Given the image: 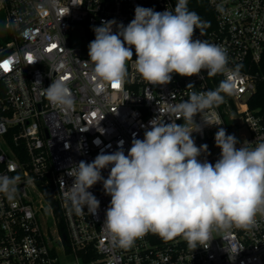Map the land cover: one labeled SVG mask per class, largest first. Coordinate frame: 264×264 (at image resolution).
Returning <instances> with one entry per match:
<instances>
[{"label": "built area", "instance_id": "1", "mask_svg": "<svg viewBox=\"0 0 264 264\" xmlns=\"http://www.w3.org/2000/svg\"><path fill=\"white\" fill-rule=\"evenodd\" d=\"M208 1L214 20L211 26L202 20L194 39L222 46L228 68L240 66L239 71L173 74L171 83L153 86L129 61L125 84L112 88L97 81L93 65L83 62L89 56L71 40L76 27L83 28L84 40L90 43L95 39L93 28L102 21L126 26L137 6L162 12L174 9L173 0H0L1 29L7 39L4 47L0 45V175L19 177L12 198L0 193V264H264L260 215L250 230L214 229L207 248L192 249L182 237L166 240L148 232L124 249L102 227L111 200L102 183L89 189L100 201L94 215L86 207L83 214L69 211L65 193L74 181L68 175L74 164L92 162L101 151H116L120 141L127 154L134 134L143 139L150 120H176L180 114L175 105L192 92L215 90L228 76L234 93L194 117L201 128L192 133L195 143L208 145V154L199 159L214 164L219 158V127L226 134L247 128L237 148L244 142L252 148L264 140V103L250 104L264 82V0ZM65 77L75 100L70 110L50 104L44 91L53 80ZM189 83L195 87H187ZM109 171L102 170V175L107 178Z\"/></svg>", "mask_w": 264, "mask_h": 264}, {"label": "clouds", "instance_id": "2", "mask_svg": "<svg viewBox=\"0 0 264 264\" xmlns=\"http://www.w3.org/2000/svg\"><path fill=\"white\" fill-rule=\"evenodd\" d=\"M187 5L188 0H177L173 10L162 12L137 6L134 19L126 26L115 20L102 21L93 28L89 60L83 62L93 65L97 81L112 88L125 84L129 61L153 86L171 83L173 74L192 77L206 71L215 76L239 71L240 66L228 68L229 57L222 46L194 39L205 22ZM187 87L195 86L189 83ZM44 91L50 104L65 110L74 107L66 79L53 80ZM234 91V81L228 76L215 90L192 92L188 100L174 106L180 114L177 119L185 123L177 124V119L166 123L157 117L149 121L143 139L134 134L127 154L120 141L116 151H101L92 162L74 164L68 172L74 178L72 186L65 190L60 181L69 211L83 214L86 207L87 213L96 214L100 201L89 189L102 183L105 195L111 197L102 227L113 243L124 249L148 232L166 240L182 237L196 249L197 245L208 247L214 229L254 228L257 215L264 217V140L252 148L245 142L237 148L235 135L219 127L215 145L220 155L213 164L199 159L208 154V145L197 146L192 136L201 131L194 117L218 107ZM104 169H110L107 178L102 175ZM18 180L0 175V193L12 198Z\"/></svg>", "mask_w": 264, "mask_h": 264}, {"label": "trees", "instance_id": "3", "mask_svg": "<svg viewBox=\"0 0 264 264\" xmlns=\"http://www.w3.org/2000/svg\"><path fill=\"white\" fill-rule=\"evenodd\" d=\"M174 6L177 3V0H173ZM188 9L190 11L196 12L201 20H207L209 25L211 26V22L214 20V12L211 8L208 0H188ZM3 20V15H0V26L1 21ZM133 53L135 55V50L133 49ZM133 55V56H134ZM262 64L264 65V57L262 60ZM264 103V82L259 85V90L255 98L251 101V107H257Z\"/></svg>", "mask_w": 264, "mask_h": 264}, {"label": "rangeland", "instance_id": "4", "mask_svg": "<svg viewBox=\"0 0 264 264\" xmlns=\"http://www.w3.org/2000/svg\"><path fill=\"white\" fill-rule=\"evenodd\" d=\"M4 32H5V30H4ZM4 32L0 26V45H2L3 47L5 46V43L7 41V39L4 38ZM71 40H72L73 45L79 46L81 48L82 52L84 54L88 55L89 43H87L86 40H84L83 28L81 26L76 27L75 34L71 37ZM247 133H248V130L245 127L237 129L236 132H233V134L235 135V137L237 139H243L244 135H247ZM48 224L51 225L52 229H54L55 226L53 224L51 217H49Z\"/></svg>", "mask_w": 264, "mask_h": 264}, {"label": "snow or ice", "instance_id": "5", "mask_svg": "<svg viewBox=\"0 0 264 264\" xmlns=\"http://www.w3.org/2000/svg\"><path fill=\"white\" fill-rule=\"evenodd\" d=\"M52 47L55 48L56 46H55V45H52ZM49 50H51V49H49ZM28 59H29V61H31L32 57L29 56ZM3 67L7 70L10 66H9L8 63H5V64H3ZM66 78H67V77H65V79H66ZM113 87H114V88H118L119 85H113Z\"/></svg>", "mask_w": 264, "mask_h": 264}]
</instances>
